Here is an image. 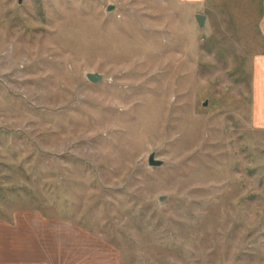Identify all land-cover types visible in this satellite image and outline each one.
I'll list each match as a JSON object with an SVG mask.
<instances>
[{"label":"rangeland","instance_id":"rangeland-1","mask_svg":"<svg viewBox=\"0 0 264 264\" xmlns=\"http://www.w3.org/2000/svg\"><path fill=\"white\" fill-rule=\"evenodd\" d=\"M262 55L264 0H0V264H264Z\"/></svg>","mask_w":264,"mask_h":264},{"label":"crops","instance_id":"crops-1","mask_svg":"<svg viewBox=\"0 0 264 264\" xmlns=\"http://www.w3.org/2000/svg\"><path fill=\"white\" fill-rule=\"evenodd\" d=\"M255 98L259 108L260 122H264V55L257 59V72L255 77Z\"/></svg>","mask_w":264,"mask_h":264},{"label":"water","instance_id":"water-1","mask_svg":"<svg viewBox=\"0 0 264 264\" xmlns=\"http://www.w3.org/2000/svg\"><path fill=\"white\" fill-rule=\"evenodd\" d=\"M109 9H112V8L109 7ZM196 20H197L200 27L204 26V22H205V16L204 15L198 14L196 16ZM87 78L92 82H98L102 79V76L99 73H88ZM205 104H207V103H205ZM149 164L152 166H160V165H162V161L155 159V154L152 153L149 157Z\"/></svg>","mask_w":264,"mask_h":264}]
</instances>
